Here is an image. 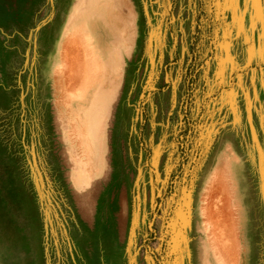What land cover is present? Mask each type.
Segmentation results:
<instances>
[{
  "label": "rangeland",
  "instance_id": "374dc122",
  "mask_svg": "<svg viewBox=\"0 0 264 264\" xmlns=\"http://www.w3.org/2000/svg\"><path fill=\"white\" fill-rule=\"evenodd\" d=\"M95 1L0 0V264H264V0Z\"/></svg>",
  "mask_w": 264,
  "mask_h": 264
},
{
  "label": "bare ground",
  "instance_id": "6f19581e",
  "mask_svg": "<svg viewBox=\"0 0 264 264\" xmlns=\"http://www.w3.org/2000/svg\"><path fill=\"white\" fill-rule=\"evenodd\" d=\"M95 2H97V0L95 1ZM78 18V17H77ZM79 18H81V16H79ZM110 49H112V48H109V51H110ZM91 51V55L92 56H94L96 59H99L101 56H102V51H101V49L100 48H98L97 46H93L92 47V49H90ZM112 54V53H111ZM114 58V57H113ZM76 76V75H75ZM74 79L76 80L77 78L76 77H74ZM97 130V129H96Z\"/></svg>",
  "mask_w": 264,
  "mask_h": 264
}]
</instances>
